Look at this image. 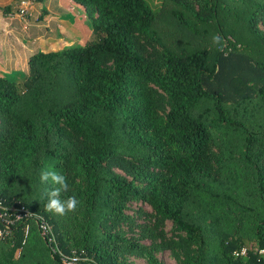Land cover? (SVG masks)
Listing matches in <instances>:
<instances>
[{
    "label": "trees",
    "instance_id": "16d2710c",
    "mask_svg": "<svg viewBox=\"0 0 264 264\" xmlns=\"http://www.w3.org/2000/svg\"><path fill=\"white\" fill-rule=\"evenodd\" d=\"M72 1L90 20V39L32 55L22 83L0 77V202L36 215L4 230L0 264H63L59 253L120 264L125 253H149L124 226L155 242L165 221L184 236L181 264H264V121L258 130L246 119L254 87L264 103V54L253 80L244 67L234 85L225 55H240L247 37L264 50V0H191L199 12L170 0L180 8L172 20L146 0ZM217 33L235 42L218 51ZM148 37L158 60L143 55ZM221 135L236 140L220 147L226 164L234 157L231 172L211 163ZM46 169L67 177L61 199L75 195V212L45 211L41 195L55 187L41 183ZM132 202L148 205L156 226L134 224Z\"/></svg>",
    "mask_w": 264,
    "mask_h": 264
},
{
    "label": "rangeland",
    "instance_id": "374dc122",
    "mask_svg": "<svg viewBox=\"0 0 264 264\" xmlns=\"http://www.w3.org/2000/svg\"><path fill=\"white\" fill-rule=\"evenodd\" d=\"M146 1L148 5L153 10L158 12L160 16H163L162 18L164 19L167 18L169 20H172L173 18H172L171 13H174V11H178L180 9L175 3L171 2L170 0H146ZM184 4L188 6L189 8H193L194 11L199 12L200 10V6L196 4V2H192L191 0L185 1ZM184 14L188 17L187 19L189 21L193 19V16L191 14L190 15L187 13H184ZM168 22L169 21H167V23ZM203 27H205L208 31L210 30L209 27L204 24H203ZM258 28H260L261 30L264 29L262 28L261 25H259ZM157 34H158L157 36H159V33ZM188 36H190L189 32L187 36L185 35V39ZM247 38H249L250 42L244 45L237 44L238 47H237L236 52H240V55H238V53L231 52L230 49H228L225 53V55L229 53L228 59H230L231 61V66L235 67L236 69V70H233V72L231 71L230 73L226 74L227 76L226 83H232L231 85H234L236 82H238L237 78L242 79L245 76V73L243 71L244 67L246 68V70L249 71L246 77L249 78L250 80H253L255 75H253V72L251 71L252 70L257 71L259 69L256 66V63L261 61V55L264 54V50L259 45H256L254 43L255 41L254 39L250 37H247ZM228 40L235 42L234 38L231 36H228V39H226L227 43H228ZM207 42H209V38H207ZM139 44L140 46H142L143 55L147 59H149L150 61L158 60V54H159L160 48L157 45L156 41H154L153 39L149 37L145 39L140 38ZM82 45L83 44L79 43L78 46H82ZM229 68L231 67L229 66ZM233 76H236L235 80L234 78H232ZM24 79L25 78L18 80V82L22 83ZM249 88H252V87H250L249 85ZM257 90L258 88L254 87V91H250L252 93H248L250 95L252 94L253 99L251 100V102H249L248 113H247L246 119H247L248 126L252 124V125H255V127L257 126L256 128L258 129L259 125L264 121V103L254 102L255 99L257 98V93H256ZM235 141L236 140L228 139L227 137L223 135L218 136V140H215V148H213V150L211 151V156H212L211 163L213 166L226 164L222 156V153H221L222 149L220 147L224 148L225 150H229L228 144L230 142L232 143ZM233 149L234 148H232V150ZM233 158L234 157L228 159L227 164H226V166L230 168V172L235 167ZM217 159L220 160L219 163ZM119 173L121 174V172ZM239 192L242 193V191H239ZM18 201L19 199L17 200V202ZM29 212L31 213V216L33 217L36 216L33 212L31 211ZM126 213L130 215V217H134L133 218L134 224H146V225H149L150 227L156 226V222H154L155 218L152 217L153 212L151 208L146 204H143L141 202H132L131 204H129V210ZM36 219L38 220L39 218H36ZM157 225L159 226L158 230L161 233H159L158 235L159 237L155 242H153L151 239H148V238H140V235L138 234L137 226L133 227L132 229L128 228V226L123 227V232H125L124 233L125 238L138 239V243L144 248H146L149 251L148 254L150 255L145 254L142 256V255H135L134 253H125L120 256V260H119L120 264H151L149 256H152L154 261L161 263V264H181L182 263V260L184 257H183V251L181 250V244H182L181 238L184 237L183 234L176 232L172 223L169 221H165L163 224H157ZM49 230L52 231L51 227H49ZM1 239L2 237H0V240ZM169 241L175 243L176 247L174 249H171L169 247H164L162 245V242H169ZM154 243L156 247L153 246ZM245 248L250 250L251 249L250 243H247Z\"/></svg>",
    "mask_w": 264,
    "mask_h": 264
},
{
    "label": "crops",
    "instance_id": "0c3cea01",
    "mask_svg": "<svg viewBox=\"0 0 264 264\" xmlns=\"http://www.w3.org/2000/svg\"><path fill=\"white\" fill-rule=\"evenodd\" d=\"M21 6L22 0H0V77L21 80L32 55L78 46L91 36L85 10L72 0H30L26 18L13 13Z\"/></svg>",
    "mask_w": 264,
    "mask_h": 264
},
{
    "label": "clouds",
    "instance_id": "9594fccd",
    "mask_svg": "<svg viewBox=\"0 0 264 264\" xmlns=\"http://www.w3.org/2000/svg\"><path fill=\"white\" fill-rule=\"evenodd\" d=\"M212 44L217 47L218 51H223L227 45V41L219 34L212 36ZM40 181L42 184L51 182L55 187L45 188L41 199L47 200L44 205L45 211L58 216H64L70 212H75L79 204L75 195L61 199L62 192L69 190L67 177L54 169L42 170L40 173Z\"/></svg>",
    "mask_w": 264,
    "mask_h": 264
},
{
    "label": "built area",
    "instance_id": "2783aa9c",
    "mask_svg": "<svg viewBox=\"0 0 264 264\" xmlns=\"http://www.w3.org/2000/svg\"><path fill=\"white\" fill-rule=\"evenodd\" d=\"M23 5L18 7L14 14H17L23 18L28 16L27 8L25 7L30 0H22ZM17 6V5H16ZM31 216V213L23 206H6L5 204L0 202V237L3 236L4 230H8L9 225L14 224L15 222L27 221ZM38 228L43 237H48L51 235V231L49 227L44 221L38 222ZM51 238V237H50ZM259 254H264V250H260ZM236 256H244L246 255V249L242 248L240 252L235 254ZM60 261L63 264H86L87 261L85 258L78 256L77 254H73L72 256H67L62 253H59Z\"/></svg>",
    "mask_w": 264,
    "mask_h": 264
}]
</instances>
